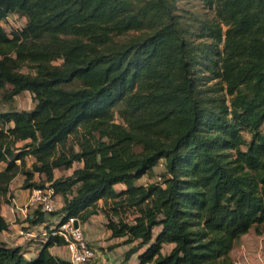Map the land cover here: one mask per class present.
<instances>
[{
    "label": "trees",
    "instance_id": "1",
    "mask_svg": "<svg viewBox=\"0 0 264 264\" xmlns=\"http://www.w3.org/2000/svg\"><path fill=\"white\" fill-rule=\"evenodd\" d=\"M172 1L0 0V88L36 101L0 111V264H72L51 253L58 236L32 257L2 240V200L18 174L25 188L47 175L63 220L103 211L114 237L137 241L126 260L146 248L139 264H235L241 237L264 230V0H200L217 14L200 33L210 43L185 34ZM12 13L27 22L9 35ZM205 71L223 96L201 87ZM161 159L163 183H140ZM75 161L83 166L54 177ZM37 212L33 222L45 221Z\"/></svg>",
    "mask_w": 264,
    "mask_h": 264
},
{
    "label": "crops",
    "instance_id": "2",
    "mask_svg": "<svg viewBox=\"0 0 264 264\" xmlns=\"http://www.w3.org/2000/svg\"><path fill=\"white\" fill-rule=\"evenodd\" d=\"M165 166V161L161 159L157 166ZM83 166L82 161H75L73 166L68 169H54V177L69 176L77 168ZM153 169V170H154ZM63 171L60 173V171ZM63 174V175H62ZM43 178L44 182L47 181V175L45 173H36V176ZM35 179L39 178L36 177ZM150 175L146 174L139 179L140 183L147 184V180ZM25 176L21 179V182L13 185L11 184V196L12 198L6 204L2 205V214L8 222V228L1 234L2 240L11 246H20L25 251L28 257L35 256L44 243L49 238V232L55 222V218L63 219V213L60 212L64 205V196L62 194L56 195V212L51 217H45V221L34 223L37 210L22 209V205L25 203L31 188H25L23 182ZM117 191L123 190L125 184L117 183L115 185ZM14 200V201H13ZM104 203L100 200V205ZM115 219L117 217L115 216ZM108 216L99 211L91 215L87 220L81 222V227L85 233V236L89 243L96 250V257L91 264H139V256L146 248H141L138 252L133 253L128 260L125 259L126 252L137 244V241L131 243H124L126 237H114L112 231L107 227ZM173 243H166L163 245V253L169 252L173 248ZM35 251L28 252L27 250L35 249ZM50 251L53 255L62 259H69V250L65 243H55L50 247ZM231 256L235 258H241L246 264H264V230L257 232L255 228L250 229L249 232L244 234L234 249L231 251Z\"/></svg>",
    "mask_w": 264,
    "mask_h": 264
},
{
    "label": "rangeland",
    "instance_id": "3",
    "mask_svg": "<svg viewBox=\"0 0 264 264\" xmlns=\"http://www.w3.org/2000/svg\"><path fill=\"white\" fill-rule=\"evenodd\" d=\"M172 5H174V10L173 14L176 17V19L179 21V24L183 29L185 30V34L191 39H195L196 41H203L210 43L212 40L209 37H204L200 36L202 26L205 23L209 22H217V14L213 8H210L206 6L204 3H202L200 0H173ZM27 22V17L25 15L19 14V13H12L8 15V17L3 21V25L9 35H12L15 30L21 29L25 26ZM225 28V27H224ZM149 30V28L140 30V31H130L129 33L123 34V35H118L113 38V42H121V41H126L131 39L134 36L137 35H142L146 31ZM220 48L223 47V41L219 43L218 45ZM62 60L58 59L55 61V64H59ZM202 67V65L200 66ZM22 70L26 72H31L34 69H31L27 66H24ZM205 77H202V83L203 85L201 87L205 88L207 86L211 87V90L208 91L209 95L214 93L217 96H223L225 94V90L221 89L222 83L218 78H214L215 74H209L208 71H205ZM77 85L72 84L68 85L69 87H73ZM212 89L219 90V92L212 91ZM7 91L5 89L0 88V111H5V110H21V109H32L36 101L34 99V96L31 92L29 91H24L16 96L9 97L7 96ZM116 121L121 122L122 118L117 114L116 115ZM2 126V123L0 122V127ZM247 140L250 139V136L248 133H245ZM24 141H19L17 143V147H20L23 145ZM136 150H140V146L135 147ZM34 160V157L31 154H27L26 156V161H27V168L31 167V164ZM17 163H20V160H17ZM7 164L4 162L0 163V170L3 169ZM165 166H157L153 170V174H151L147 180V183L150 181L156 182L157 178L159 176H162L165 173ZM63 171L61 170L60 173ZM63 175V174H62ZM23 174H18L11 182L13 185L18 184L21 182V179L23 178ZM36 176V174H35ZM35 180L44 183V185L47 183L46 181L44 182L43 178L40 176ZM163 178V176H162ZM11 184H10V190L6 194L4 200H2V205L6 204L10 201L12 198L11 196ZM35 249L32 250H27L28 252L35 251ZM234 258V257H233Z\"/></svg>",
    "mask_w": 264,
    "mask_h": 264
},
{
    "label": "built area",
    "instance_id": "4",
    "mask_svg": "<svg viewBox=\"0 0 264 264\" xmlns=\"http://www.w3.org/2000/svg\"><path fill=\"white\" fill-rule=\"evenodd\" d=\"M156 182L163 183L162 176H159ZM56 195L50 182L44 186L33 187L21 208L24 210H41L47 218L51 217L57 209ZM80 223L77 217H68L64 220H56L55 218L49 235L58 236L64 240L72 264H91L96 257V250L87 240ZM234 262L235 264H246L241 258H235Z\"/></svg>",
    "mask_w": 264,
    "mask_h": 264
},
{
    "label": "water",
    "instance_id": "5",
    "mask_svg": "<svg viewBox=\"0 0 264 264\" xmlns=\"http://www.w3.org/2000/svg\"><path fill=\"white\" fill-rule=\"evenodd\" d=\"M76 225H78V223L76 222Z\"/></svg>",
    "mask_w": 264,
    "mask_h": 264
}]
</instances>
